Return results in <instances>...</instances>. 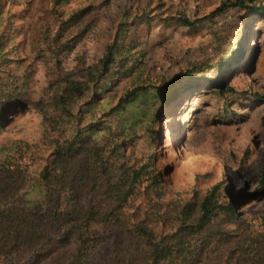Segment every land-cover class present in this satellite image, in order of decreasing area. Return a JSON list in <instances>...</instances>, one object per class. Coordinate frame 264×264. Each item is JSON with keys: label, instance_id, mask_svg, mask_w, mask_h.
<instances>
[{"label": "trees", "instance_id": "trees-1", "mask_svg": "<svg viewBox=\"0 0 264 264\" xmlns=\"http://www.w3.org/2000/svg\"><path fill=\"white\" fill-rule=\"evenodd\" d=\"M254 1L232 3L264 15V2ZM4 9L0 2V130L9 108L29 102L54 138L31 187H22L21 202L0 200V264H91L109 228L132 238L124 245L125 264H264V220L261 228L253 227L237 211L239 194L230 186L214 184L173 209L162 202L167 190L151 152L162 133L156 130L162 118L156 110L164 112L179 98L182 84L203 75V68L178 70L159 83L138 80L143 54L131 39L123 45L118 40L129 16L124 10L116 39L95 63L80 68L65 63L76 57L85 25L68 34L73 23L62 22L53 35L46 32L53 75L42 96L31 101L26 90L31 70L16 72L23 62L8 49L15 32ZM202 18L173 19L194 28ZM237 54L239 49H232L216 70ZM122 80L127 85L115 101L112 93ZM7 161V177H19L20 167L12 157Z\"/></svg>", "mask_w": 264, "mask_h": 264}, {"label": "rangeland", "instance_id": "rangeland-1", "mask_svg": "<svg viewBox=\"0 0 264 264\" xmlns=\"http://www.w3.org/2000/svg\"><path fill=\"white\" fill-rule=\"evenodd\" d=\"M232 1L0 0L11 16L10 32H15L14 45L11 43L8 49L13 58L23 62L16 72L20 74L25 67L31 70L26 87L31 101L42 96L53 75L52 59L44 42L46 32L53 35L62 22L73 23L68 34L85 25L86 30L76 42V57L70 56L65 63L68 68H80L95 63L116 39L124 10L129 16L118 40L123 45L131 39L135 51L143 54L145 68L138 80L150 78L159 83L171 79L178 70L203 68V75L199 72L182 84L185 87L177 90L179 98L172 100L164 112L163 107L156 110L162 116L156 130L162 133L151 152L167 190L162 202L173 209L180 201L200 197L221 183L222 188L230 186L239 194L237 211L253 227L261 228L264 15L233 6ZM263 2L252 3L258 6ZM179 15L192 21L204 18L190 28L173 19ZM234 48L239 49V56L217 71L220 61ZM214 81L220 82L219 86H214ZM125 85L126 80H122L114 87L115 101ZM51 139L41 114L31 103L7 110L0 130L1 201L21 202L22 187H31L28 182L44 165ZM7 156L20 167L19 177H7L5 170L11 167ZM131 240L121 229H107L104 241L92 254L91 264H125L128 258L124 245Z\"/></svg>", "mask_w": 264, "mask_h": 264}]
</instances>
